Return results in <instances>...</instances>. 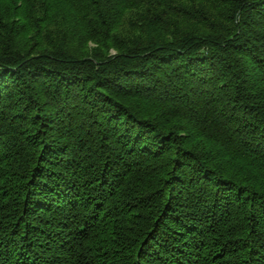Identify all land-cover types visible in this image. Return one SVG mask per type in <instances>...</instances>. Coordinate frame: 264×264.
Here are the masks:
<instances>
[{"label": "trees", "instance_id": "obj_1", "mask_svg": "<svg viewBox=\"0 0 264 264\" xmlns=\"http://www.w3.org/2000/svg\"><path fill=\"white\" fill-rule=\"evenodd\" d=\"M0 264H264V0H0Z\"/></svg>", "mask_w": 264, "mask_h": 264}]
</instances>
